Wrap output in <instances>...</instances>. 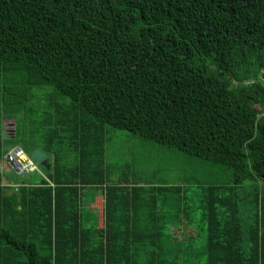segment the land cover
Here are the masks:
<instances>
[{"label": "trees", "instance_id": "16d2710c", "mask_svg": "<svg viewBox=\"0 0 264 264\" xmlns=\"http://www.w3.org/2000/svg\"><path fill=\"white\" fill-rule=\"evenodd\" d=\"M113 131L230 170L202 192L206 264H264V0H0V161L41 148L50 165L16 188L0 172V264H178L157 196L110 178ZM252 178L245 234L233 191ZM91 189L101 230L81 220Z\"/></svg>", "mask_w": 264, "mask_h": 264}, {"label": "crops", "instance_id": "0c3cea01", "mask_svg": "<svg viewBox=\"0 0 264 264\" xmlns=\"http://www.w3.org/2000/svg\"><path fill=\"white\" fill-rule=\"evenodd\" d=\"M2 125L4 128L8 127L9 129H6V131L10 132L15 127L14 119L3 118ZM39 149L42 150L41 148ZM108 153L114 156L111 163L107 160ZM171 153H173V157L179 155L173 151L164 150L158 145L156 146L129 134L119 132L115 139L111 137L107 142L105 158L110 170V178L115 184H122L128 187H144L149 190L150 195L157 196L160 206L153 213L150 212L152 213L150 220L163 228V244L178 246L192 243L196 233L185 216L184 220L172 218L171 215L166 217L167 212L164 211V208L162 209L165 197L175 196L176 194L184 196L188 190L185 188L177 189L179 186L173 185L172 181H170L172 177H175L177 181L179 180L178 176H172L176 170L170 164ZM0 172L1 174L3 173V186L14 187L18 185V180L21 178L16 176L14 170L3 159L0 161ZM103 193V189H91L83 193L80 210L83 227L103 229ZM84 202L87 204L85 203L86 205H84ZM130 238L136 239L132 236ZM141 238L147 239V236ZM181 251L179 249L177 253Z\"/></svg>", "mask_w": 264, "mask_h": 264}, {"label": "rangeland", "instance_id": "374dc122", "mask_svg": "<svg viewBox=\"0 0 264 264\" xmlns=\"http://www.w3.org/2000/svg\"><path fill=\"white\" fill-rule=\"evenodd\" d=\"M36 119L37 121L35 123L38 125L39 118L37 117ZM14 123L22 128L24 126L28 127V125L32 124L25 119L23 113L18 116L17 120H14ZM119 132L123 131H113L110 137L115 139ZM123 133L133 136L131 133ZM135 138L138 137L136 136ZM149 143L154 144L153 142ZM154 145L157 146V144ZM158 146L164 150L173 151L179 154L177 157H173V153H171L172 155L170 157V164L172 165V168L176 170L172 176H178L179 180L177 181L175 177H172L170 181H172L173 185L179 187L183 186L188 189L184 196L176 194L175 196L165 197V200L162 203V209L164 208V211L167 212L166 217L171 215L172 218H178L181 220H184L186 217V219L190 221V225L196 233L192 243L170 246L175 254L170 253L169 258H176V262L178 264H206V256L203 254L206 243V225L203 222L204 211L201 209L204 198V194H202V192L207 186H233V174L230 170H227L222 166L215 165L198 158L188 157L174 149H169L161 145ZM113 158V154L111 155V153H108V162L111 163ZM261 187H263V183L255 178H252L249 179L242 188H238L233 191L236 194L240 205L238 217L241 221L245 234L254 224L256 207L253 204L252 199L257 191H261ZM228 194H230V192L225 190V188L220 191V195L228 196ZM85 203L86 202H84V205L87 204ZM222 210L223 209H220V211ZM221 216L224 218L225 215L223 212ZM179 249L182 251L177 253V250Z\"/></svg>", "mask_w": 264, "mask_h": 264}, {"label": "built area", "instance_id": "2783aa9c", "mask_svg": "<svg viewBox=\"0 0 264 264\" xmlns=\"http://www.w3.org/2000/svg\"><path fill=\"white\" fill-rule=\"evenodd\" d=\"M4 160L14 170L16 176L19 178H23L34 173L45 178L40 165L28 156L21 147H14L9 150Z\"/></svg>", "mask_w": 264, "mask_h": 264}, {"label": "water", "instance_id": "95a60500", "mask_svg": "<svg viewBox=\"0 0 264 264\" xmlns=\"http://www.w3.org/2000/svg\"><path fill=\"white\" fill-rule=\"evenodd\" d=\"M30 157L42 168L49 169V161L47 158V154L44 151L36 149L30 154Z\"/></svg>", "mask_w": 264, "mask_h": 264}]
</instances>
